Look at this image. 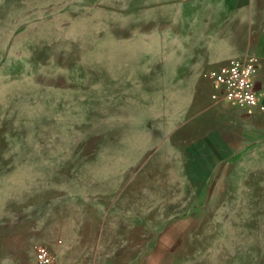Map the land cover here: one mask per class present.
<instances>
[{"label":"rangeland","instance_id":"374dc122","mask_svg":"<svg viewBox=\"0 0 264 264\" xmlns=\"http://www.w3.org/2000/svg\"><path fill=\"white\" fill-rule=\"evenodd\" d=\"M130 6L0 0V264H264L262 180L200 179L196 53Z\"/></svg>","mask_w":264,"mask_h":264},{"label":"crops","instance_id":"0c3cea01","mask_svg":"<svg viewBox=\"0 0 264 264\" xmlns=\"http://www.w3.org/2000/svg\"><path fill=\"white\" fill-rule=\"evenodd\" d=\"M128 6L135 20L172 22L166 29L183 38L185 51L196 53L193 73L202 82L197 98L203 121L193 132L197 136L191 148L206 153L191 165L206 175L200 179H227L238 166L260 178L263 191L264 109L247 112L212 98L210 82L199 75L232 58L252 55L258 62L255 86L264 94V0H128ZM51 250L54 264H84L79 258H63L67 246L53 245Z\"/></svg>","mask_w":264,"mask_h":264},{"label":"built area","instance_id":"2783aa9c","mask_svg":"<svg viewBox=\"0 0 264 264\" xmlns=\"http://www.w3.org/2000/svg\"><path fill=\"white\" fill-rule=\"evenodd\" d=\"M258 71L257 58L252 55L232 58L217 67L202 72L211 87L212 98L229 101L247 112L264 109V94L256 89L255 76ZM37 264H54V254L45 244L34 245ZM90 264H102L94 258Z\"/></svg>","mask_w":264,"mask_h":264}]
</instances>
